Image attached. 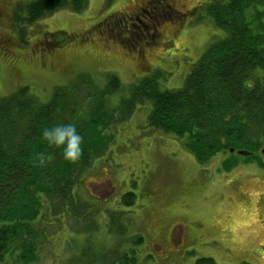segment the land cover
I'll list each match as a JSON object with an SVG mask.
<instances>
[{"label": "rangeland", "instance_id": "374dc122", "mask_svg": "<svg viewBox=\"0 0 264 264\" xmlns=\"http://www.w3.org/2000/svg\"><path fill=\"white\" fill-rule=\"evenodd\" d=\"M33 1L7 0L5 13L0 6V98L27 86L48 102L84 74L126 86L153 76L163 90H179L229 35L207 8L216 0H87L80 12L60 8L26 22ZM263 11L245 9V20ZM150 109L140 106L88 168L76 210L56 215L26 195L32 232L4 264H264V147L251 162L240 155L220 165L230 148L196 159L187 136L149 130Z\"/></svg>", "mask_w": 264, "mask_h": 264}, {"label": "trees", "instance_id": "16d2710c", "mask_svg": "<svg viewBox=\"0 0 264 264\" xmlns=\"http://www.w3.org/2000/svg\"><path fill=\"white\" fill-rule=\"evenodd\" d=\"M86 1L35 0L27 5L25 21L60 8L80 12ZM258 5L264 0H216L207 6L229 35L193 65L182 89L163 90L153 76L126 86L113 75L100 85L84 74L57 88L48 102L27 86L0 98V264L31 235L24 223L25 215L33 214L26 197L35 194L34 204L43 199L46 211L56 215L76 210L83 175L143 104L151 107L149 130L187 136L196 159L208 160L233 146L251 152L264 147V11L250 21L244 12ZM134 197L127 193L123 200L133 203ZM195 264L215 263L203 257Z\"/></svg>", "mask_w": 264, "mask_h": 264}, {"label": "flooded vegetation", "instance_id": "af4514ba", "mask_svg": "<svg viewBox=\"0 0 264 264\" xmlns=\"http://www.w3.org/2000/svg\"><path fill=\"white\" fill-rule=\"evenodd\" d=\"M0 6L1 7H3L4 8V6H6L7 7V0H1V2H0ZM3 12L5 13V8H4V10H3ZM3 12H2V9L0 8V17L2 16V14H3ZM138 14L136 13H132V14H130V16H128V20H130L132 17H136ZM224 162V161H223ZM222 162V163H223ZM222 163H221V165H222ZM237 165H235V167L234 168H236V167H239L240 166V163H238L237 161L235 162ZM243 164V163H242ZM250 164V163H249Z\"/></svg>", "mask_w": 264, "mask_h": 264}, {"label": "water", "instance_id": "95a60500", "mask_svg": "<svg viewBox=\"0 0 264 264\" xmlns=\"http://www.w3.org/2000/svg\"><path fill=\"white\" fill-rule=\"evenodd\" d=\"M242 153V152H241Z\"/></svg>", "mask_w": 264, "mask_h": 264}]
</instances>
